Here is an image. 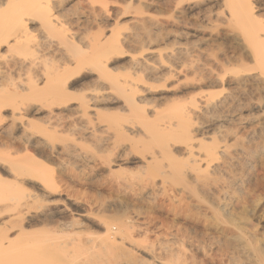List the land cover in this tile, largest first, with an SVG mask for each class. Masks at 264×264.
<instances>
[{
	"label": "bare ground",
	"instance_id": "6f19581e",
	"mask_svg": "<svg viewBox=\"0 0 264 264\" xmlns=\"http://www.w3.org/2000/svg\"><path fill=\"white\" fill-rule=\"evenodd\" d=\"M112 3L119 5L115 9L116 13L109 8ZM152 6L157 8L156 15L151 14L152 9L148 11ZM126 14L132 15V31L121 38L118 20ZM113 16L118 20H112ZM32 23L37 25V30L29 27ZM93 27H96L98 33L87 35ZM190 30L194 34L207 31L209 35L206 37L202 34L205 39L201 36L195 41L180 42L183 40L181 38L189 39L192 34ZM106 31L110 33L109 36H104ZM215 32H220L224 38L243 42L245 46L240 44L239 47L242 45L246 49L242 48L245 53L247 51L253 56V62L261 72L260 77L264 79V0H122L121 3L117 0H0V133L2 136L5 134L4 138L7 135L6 140L0 136V185L2 189L21 193L26 192L25 186L28 183L32 184L23 204L16 206L11 203L14 199L8 201L5 195L0 198V216L13 213L9 215V220L1 221L0 264H264V250L255 244L256 240L249 237L244 228L236 224L238 220L227 223L229 220L226 216L231 213L233 197L244 191V178L252 168L251 145L254 132L243 133L245 129L241 130L245 121L242 115L244 105L236 92L223 96L210 92L213 91L210 89L225 87L226 73L231 72L226 67L228 57L220 59L212 55L214 46L211 45L219 42L213 38ZM169 39H174L171 44ZM144 41H155L157 45L171 47L167 58L168 66L158 65V62H155L156 65L133 60L132 67L140 69L146 76L148 74L151 80L141 87L130 80L129 76H124L125 79L113 76L104 59L112 54L122 53L125 43L139 45ZM166 42L169 44H165ZM3 47L6 48L5 52L2 51ZM85 49L91 51L92 58L80 59L79 54ZM36 53L41 56H36ZM178 61L182 62L180 69L175 65ZM86 65L97 73V86L90 94L82 93L79 96L72 92L69 80L87 68ZM233 72L232 70L231 73ZM180 76L185 78L186 86L191 81L202 91L197 96L188 97L186 101L175 102L167 114H162L157 110L159 108L154 107L151 110L155 113L152 112L153 115L149 116L146 106L153 103L145 96L165 86L172 79H178L176 82L181 84ZM242 80L243 78L241 81H231L232 86L240 87L243 85ZM109 99L122 103L128 130L134 132V135L143 136L148 143L159 146L161 149H158L165 152V156L172 154L178 143H183L186 147L189 159L182 174L192 192L188 202L191 214L188 217L190 220L194 219L193 227L197 229L191 225L189 229L184 227L186 230L181 231V234L176 233L180 238L177 242L172 240L174 244L162 240L158 246L152 244V241L149 243L147 233L144 232L147 228L130 221V218L117 225L108 220L101 226L103 232L100 233L97 230L92 232L89 224L81 219L80 215L83 213L74 215L75 211L73 216L64 218L65 221L54 220L58 213L63 212L54 210L55 208L50 212L48 210L45 217L33 220L30 217L32 202L48 203L50 195L60 191L56 181H53L52 167L44 160H38L41 154L37 156V153H33L44 148L43 143L41 140L34 142V134L30 135L31 132L28 134L27 131L34 126L54 136L65 132L83 136L90 131L92 135H88L92 136L96 144L105 145L108 140L105 141L104 138L107 136L103 137L100 133L105 130L101 129L100 134H97L96 129L100 124L95 125L89 114L93 112L99 115L98 104L106 103ZM77 101L78 104L71 106ZM9 106L13 122L5 126L3 124L5 119L8 120V115L5 113V118L3 112ZM33 109L36 110L34 114L45 111V118H41L44 114H40L37 123L32 116L28 117ZM25 117L31 118V122L29 120L23 123ZM213 118L227 124L229 128L222 129L220 135L210 142L199 140L196 144L199 133ZM16 121L25 125L21 124L25 129L20 131V135ZM125 127L127 130V126ZM240 130L243 133L241 135L246 137L239 139L237 144H228L229 138L238 137ZM116 131L119 133V130ZM111 136L112 134L109 138ZM120 136H123L122 132ZM125 136L124 139L129 138ZM114 137L115 135L113 139ZM116 138H119L118 134ZM119 147L122 148L123 145ZM62 149V153L70 158H78L75 152V155L72 154V147L69 145ZM129 150L125 147L120 154L126 155ZM51 152L58 158L61 155L54 147ZM149 158L148 165L154 166L156 157ZM47 159L49 161L50 158ZM247 189L249 188L246 187ZM240 195L237 197H241ZM188 198L190 197L187 200ZM68 206L69 204L64 207ZM28 221L37 224L39 231L31 232L28 227L27 230ZM198 228L203 230L198 232ZM16 229L18 233L13 236L11 233ZM209 230L212 232L207 233ZM53 232L54 236L59 233L55 239L52 237Z\"/></svg>",
	"mask_w": 264,
	"mask_h": 264
},
{
	"label": "rangeland",
	"instance_id": "374dc122",
	"mask_svg": "<svg viewBox=\"0 0 264 264\" xmlns=\"http://www.w3.org/2000/svg\"><path fill=\"white\" fill-rule=\"evenodd\" d=\"M77 1L78 0H74V2H77ZM117 1H119L120 3L122 2V0H117ZM145 3L146 2H144L143 6H145ZM96 4H98V2ZM147 4L149 5V3ZM117 6L119 5L115 3L110 4L109 8L111 9V12L116 13L117 11H115V9L116 10L118 9ZM155 9L157 10V8H154L152 6L148 9V11L149 12L151 11V14L153 13L156 15L157 11ZM154 10L156 12H154ZM131 17H132L131 14H126L122 16L121 18L119 17V20H118V19H115V17L113 16L112 20H115V21L118 20V22H120L118 33L120 34L121 38L123 36H126L127 34H130L132 31V20H131L132 18ZM29 27L31 29H36L37 25L35 23H32V24H29ZM207 31L197 32L196 34H194V32H191L190 30L192 34L188 37L189 39L181 38L183 40L180 39L181 41L180 40L179 41L182 43L183 42L186 43L189 40V42H191L193 40L195 41V39L197 40V38H200L201 36L204 37L205 39V36L207 37V35L210 34V30L207 29ZM206 32L209 34H207ZM89 33L90 35H94V34H97L98 31L96 27L95 28L93 27L86 34L89 35ZM34 34H37V32H34ZM84 34H85V31H84ZM202 34H204L205 36ZM105 35L109 36L110 33L106 31L104 36ZM220 35H222L221 38H219ZM191 36L193 38H191ZM224 37L225 36L223 34H220V32L214 33L213 38L218 39L220 43L219 42L215 44L212 43L214 45H211V46L212 47L219 46L220 48L215 47L216 49L217 48L218 49L214 50V47L213 48L211 47L213 49L212 55L217 58L220 57V59H225L226 57H228L229 60L232 59V61L230 60L231 62L228 60L229 64L226 63V67L227 68L229 67L228 69L229 70L231 69V72L233 70L235 73L234 72L231 73L230 71L226 73V81H227L226 84L228 86L225 84V87H222V88L217 87L216 89H210L213 91H210L209 89L207 90H209L210 92H212L214 95H217V96H223V95L236 92L237 94L236 93L235 94L242 100V105H244L242 106V109H244L242 110V115L245 121H244V124L241 130L245 129L242 131L243 133L244 132H250V133L254 132L252 134V136L254 135L252 137L253 144L251 145L253 147L252 168L248 172L249 175L248 174L246 175V178H248L247 182H246V178H244L245 179L244 184L249 189L246 190V187H243L246 194L244 193V191L242 192L245 196L242 194V192H240L239 194L236 193L235 194L236 197L233 195L234 196L233 197L234 199L232 200L233 205H231L230 207L231 213L233 214L230 215L231 213H229V215L226 216V218L229 221L226 218L225 219L228 222L226 220L225 221L227 223H230V220L231 222L238 220L236 224L244 228V231L247 233V235L251 238L253 237V239L256 240L255 244L260 249L262 248L261 250H264L263 249L264 248V131H263L264 130V79H261L260 77L261 72L259 68L256 66V64L253 62V56L247 51L245 53L244 50L246 49L243 47L245 46L243 42L237 39L230 40ZM173 40L174 39H169L168 42L171 44ZM168 42H166L165 44H169ZM240 44H242L243 46L241 45L239 47ZM233 45L235 46V48ZM168 46L169 45L166 46L164 44L157 45L155 41L154 42L144 41L143 43L139 45H132L129 43H125L123 45L122 53L112 54L108 56L107 58H105L104 61H105V64L108 70L113 74V76H116V77L119 76L122 79H125L124 76H129L130 80H132L136 85L141 87L146 82H150L151 80L148 74L146 76V74L143 73L140 69L137 70L132 67L133 60L138 59L141 62H144V63L147 62L150 64H156L158 62V65L168 66L167 58H169L170 56L169 53L171 52V49H170L171 47H168ZM232 47L233 49L239 48V50L241 49V51H239L238 49H236L237 52L235 50L233 51ZM5 49L6 48L3 47L2 51L5 52ZM234 52H235V55H234ZM227 53L230 54L231 56L227 55ZM247 53L249 54V56ZM36 56H41V54L36 53ZM79 57L80 59L86 60L87 58H92L93 54L91 55V51L88 49H85L79 54ZM241 58L243 59L242 61H241ZM180 63L182 62L178 61L175 64L176 67L179 66L178 67L179 69L181 65ZM86 67L87 68L82 69L69 80V85L72 87L71 89L72 92H74L75 94L79 96L82 93L86 95L90 94V91L96 88L97 86V75H96L97 73H95L92 70V67L88 65H86ZM182 75L184 76L185 74H182ZM147 77H148V80H147ZM183 78L184 77L180 79L182 80L180 82H182L181 84L184 86L177 83L178 79L175 78V79L168 81L165 84V86L160 87L159 89L155 90V92H152V94L149 93L145 96L147 99L150 98V100L148 101L153 103L152 105L146 106L147 113L149 114V116L155 113L153 112V110H151L154 107L159 108L157 110L161 111L162 114L163 113L167 114L169 112L168 110L170 109L172 104H174L175 102L186 101V99L188 100V97H191L194 95L197 96V94H199V92L202 91V90H198L197 85L195 84L196 85L195 86L191 81H188L189 83L186 86V84L184 83L185 78L184 79ZM242 78H243L242 80L243 85H241L240 87L235 86V85L232 86L233 82L231 81L237 80V79L241 81ZM185 86L187 88H185ZM238 88H241V90ZM152 98L156 99L155 100L156 102ZM244 101H246L245 104H243ZM78 103H79L78 101L75 103H72L71 106H75V104H78ZM98 108L100 110L99 115L98 113L96 114L93 112L92 113L90 112L91 114L89 115L91 116V118L93 117L92 121L93 123H95V125L98 126V124H100L98 126V129H96L97 134L102 133L103 137L107 136L106 138H104L105 141L108 140L107 142H105V145L104 143L96 144L97 142L94 139H92V136H89L90 134L92 135V133H89L90 131L84 133L85 135L83 136L79 134H72L70 132H65V133L54 136V135H51L46 130L41 131L40 128L37 126H34L33 129L27 131L28 134L31 132L30 135L34 134L32 135L33 137L32 140L34 142H39L41 140L43 144H46L44 146L42 144V147L45 148L46 146L45 150L44 148L37 149L36 152L33 151V153H37L38 154L37 156L41 154L38 160L39 161L44 160L45 162H47L49 166L52 167L53 176H55V177L52 176V178H53V181H56V183L58 184L59 191H60L56 194H53L54 198L52 195H50L48 199V203L40 202L39 204H37L38 203L37 202L35 204L34 202H32L31 204L32 213L30 217H32V220L35 218L37 219L38 217H45V215L48 213V210L50 212V210H53L55 208L54 210L59 209L60 211H63V212L58 213V215H56V218L54 220L62 221L64 220V218H69L73 216V213L75 211L74 215H78V213L80 215L81 213H83V215L82 214L80 215L82 216L81 219L84 220V222H86L87 225L89 224L88 226L91 228V230L93 229L92 232H95V230H97L96 232L101 231L100 233L103 232V227L101 226H103L105 224L104 222H107L108 220L112 222L113 224L117 225L120 222H123L127 219L128 220L131 219L130 221L133 220V222H136L140 226L142 225L141 226L142 228L148 229V231L146 229L144 232L147 233L146 235L148 236L147 239L149 243L152 241L151 242L152 244L154 243V245L158 246L159 243H161V240L163 242L169 241L170 244L173 243L172 240L174 242H177V240L180 238L179 234H181V231H184L185 229L184 227L187 226L186 229L191 228V226L192 228H196V227H193L195 226V224H193L194 219L190 220V218L188 217L191 214L189 213L190 209L188 206L189 204L188 202H190L191 200L192 192H190L191 189L187 187V184L184 178L185 176L182 174L187 165L188 159H189V157H187L188 153L186 151L185 145L183 143H178L175 149L173 150L174 152L172 154L174 155L167 154L165 156L166 153L165 152L163 153L161 150H159L161 149L159 146H156L152 143H148V141L145 138H143V136L140 137L139 135L137 136V134L134 135L135 134L134 132L128 130L129 128H128V125H126V119L124 118V115H123L124 112L122 110L123 109L122 103L120 104V102L119 103L112 102V100H110V101H106V103L101 102L100 104H98ZM4 110L5 111L3 113L4 115L5 113L6 115H8V120L5 119V123L3 125L5 126L8 124L10 125V123L13 122V120H11V117H10L12 109H10V106H9V107H6ZM35 112L36 110L33 109L32 113H30L29 114L30 116L28 117L32 116V119H34V121L36 119V122L39 121L40 116L43 114H44V117L41 116V118H45V115H46L45 111H43V113L41 112V113L34 114ZM6 115H5V118H7ZM36 117H38V120ZM30 119L31 118L28 119L27 117H25L23 119V123L28 122ZM213 119L210 120L211 122L209 121L210 124L206 125L205 127L206 129L204 128V130H202L199 133L197 137L198 141H196V144L199 142V140L210 142L212 138L220 135V132L222 129L224 130L225 128L227 129L228 127L227 124L220 123L222 121L220 120L218 121L217 118H213ZM98 121L99 123H97ZM36 122L35 124L38 123ZM23 123H21L20 121H16V125H17L16 127H17V131H19L18 132L19 135H20V131L23 128L25 129V127L21 126V124ZM125 126H127V130L125 129L126 128ZM101 129L102 130L104 129L105 131L100 132ZM116 130H119L120 134ZM120 130L123 133V136H120L121 135ZM241 130H240L238 137L229 138L230 141H228V144L230 145L237 144L239 142V139L242 140L244 138L243 136L246 137V135H241L243 134ZM21 132H23V130ZM124 132L126 135L127 133L129 134L128 136L130 139L125 138L126 139L125 140L123 138L125 136ZM116 133L118 134L119 138H116L117 137ZM111 134H112L111 136L112 138H109ZM59 135L61 139H59ZM114 135L115 137L113 139ZM0 136H2V134ZM3 136H5V134ZM3 136L2 138L6 140L7 135L5 138ZM128 136H125V137H128ZM235 138L236 140H233ZM109 139L113 140L112 142L114 143H112L111 140L109 141ZM108 142L109 143L111 142V143L109 144ZM51 145H54V146H51ZM67 145L72 147L71 149V151L73 152L72 154H74L75 152L76 155L75 154L74 155L75 156L78 155L77 156L78 158L71 157L72 158L71 159L69 156H67L66 153L64 154L62 153V150H63L62 147H65ZM120 145H123V147L122 148L119 147ZM124 146L128 150L130 147H133V148H130V150L128 151V154H126L127 157H125L126 155H124L123 153L120 154L122 150L125 148ZM52 147L56 148V151L58 150L61 153L59 158L58 156L57 157L53 156L54 154H52L51 152ZM254 148H256V151L254 150ZM33 149H31V151ZM73 149L75 151H73ZM132 149L133 151H131ZM41 151L45 155H43ZM44 151H46V153ZM130 151H131V154H130ZM49 154L50 155L52 154V155L49 156ZM120 155L124 156L122 157L124 158L123 161H120L122 160ZM152 156H155L157 159L156 164L154 166L148 165L149 159H150L149 157H152ZM47 157L50 158L49 161ZM160 168L162 169L160 170ZM59 175L61 178L59 177ZM28 182H31V181H28ZM30 184L28 183V185L25 186L26 192H21V193L20 192L13 193V191H11L10 189H6V188L2 189V186L0 185V198H2L5 195V197H7V200L14 199L13 201L11 200V203L13 202L12 204L15 203L16 206L18 204H23L25 202L24 198L28 196V194L30 193V190L32 189L30 188L32 184L31 185ZM237 195L238 196L240 195L241 197H237ZM187 197H190L188 198V200L190 199L189 201L187 200ZM55 201H56V204H55ZM245 202H247L248 205ZM251 202L255 206H253ZM41 204H43V206ZM65 204L66 205L69 204V206L71 207L68 206L69 208L68 209L67 207H64L66 206ZM47 205L49 206V208ZM252 207L253 208L255 207V208L252 209ZM250 209H252L253 213L250 211ZM11 214L13 213L12 212L7 213V214L5 213V215H3L2 217L0 216V227H2L1 225L2 222H6L7 220L10 219L9 215L11 216ZM61 215L62 216L65 215V216L62 217ZM234 215H236L235 218L232 217ZM187 218H189V220H187ZM33 224L34 223L31 224L28 221L26 223V229L28 227V229H30L31 232L33 231L36 233V231H39L40 227H38L37 224L36 225L35 224L33 225ZM222 225L225 226L224 224ZM198 230H199L198 232H201L203 228H200V229L198 228ZM211 232L212 230H209L207 233H211ZM17 233H18V229L13 231V233L11 234L13 236H16ZM176 233H179L178 237ZM57 234H55L56 236H54V232H53L52 234L53 236L52 235L51 236L54 237L55 239L57 237ZM172 235H174L175 237Z\"/></svg>",
	"mask_w": 264,
	"mask_h": 264
}]
</instances>
